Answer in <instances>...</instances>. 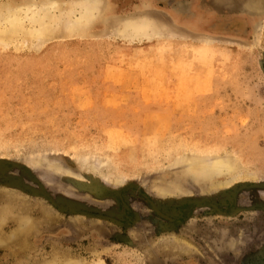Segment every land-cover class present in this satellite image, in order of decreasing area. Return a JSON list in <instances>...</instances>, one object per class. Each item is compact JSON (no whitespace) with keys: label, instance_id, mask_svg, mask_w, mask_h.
Listing matches in <instances>:
<instances>
[{"label":"rangeland","instance_id":"374dc122","mask_svg":"<svg viewBox=\"0 0 264 264\" xmlns=\"http://www.w3.org/2000/svg\"><path fill=\"white\" fill-rule=\"evenodd\" d=\"M52 1L0 0V264H264V0Z\"/></svg>","mask_w":264,"mask_h":264},{"label":"bare ground","instance_id":"6f19581e","mask_svg":"<svg viewBox=\"0 0 264 264\" xmlns=\"http://www.w3.org/2000/svg\"><path fill=\"white\" fill-rule=\"evenodd\" d=\"M39 1V0H38ZM96 3H97V0H93V1H86V0H82L80 3H79V7H80V9H81V11H82V17L80 18V21L79 22H81L82 24H85V23H88L89 22V20L92 18V12H93V10H95L94 8H95V6H96ZM45 5V9L46 8H50V7H55V5H56V2H53L52 0H48V2H46V4H44ZM90 6H94L93 7V10L92 11H90L91 13H90V15H87L88 14V11L91 9L90 8ZM28 7L26 8V10H25V13L26 12H28ZM3 12V11H2ZM55 12V11H54ZM51 13V12H50ZM22 14V13H21ZM29 14V13H28ZM28 14H27V16L25 15V16H23L22 18H23V20L24 21H22V19L20 18V17H17L16 15H14V13L13 12H11L10 10H9V15H8V17H6V19H4V21L9 25V29H10V31L8 32L9 33V35H16L15 33H16V31L15 30H17L18 28H19V25L20 26H22L21 25V23H23V22H26L25 20H27V18H28ZM40 14V13H39ZM38 14V15H39ZM43 14H45V11H43ZM22 16V15H21ZM33 17L34 16H31V19H33ZM69 18V17H68ZM57 19V18H56ZM1 20V19H0ZM78 20V19H77ZM33 21L34 22H37L38 21V19H36V18H34L33 19ZM45 21V20H44ZM55 21V20H54ZM41 22V21H40ZM81 23H78V24H80L81 25ZM3 24H5V23H3ZM2 25V24H1ZM6 25V24H5ZM45 24H43V23H40L39 24V27L38 28H36V29H34V28H32V29H34L33 31H32V33H28V35H30L31 36V34L33 35V37H34V39L36 40V39H46V40H52V39H54L53 38V34L51 33V32H53L52 30L50 31V29H49V32H48V30H47V28L44 26ZM52 25V24H51ZM54 25V24H53ZM52 25V26H53ZM79 25V26H80ZM4 26V25H3ZM7 26V25H6ZM83 25H81V27H82ZM0 27H2V26H0ZM22 27H24V26H22ZM5 28V27H4ZM4 28L2 27L1 28V30H2V32L4 31ZM8 28V27H7ZM27 28H29V27H27ZM53 29V28H52ZM26 30V29H25ZM23 31V30H22ZM27 31V30H26ZM18 32V31H17ZM4 33V35L6 34V32H3ZM19 33H21V31L19 32ZM24 33H26L25 31H24ZM135 34V37L136 38H147V39H151V38H153L154 36H157V33H152V34H148L147 32H143V33H139V32H137V33H134ZM1 35H2V33H1ZM22 34H20V37H18V38H21V37H23V36H21ZM24 35V34H23ZM67 37H69V35L67 36ZM17 38V37H16ZM31 38V37H30ZM13 39V38H12ZM22 39V38H21ZM5 40H7L8 41V39L7 38H5V37H0V41H5ZM15 39H13V41H14ZM20 40V39H19ZM18 40V41H19ZM27 40H28V38H27ZM32 40H33V38H32ZM7 41H6V43H7ZM24 41V40H23ZM8 43H9V41H8ZM11 43H13V42H11ZM206 167H201L200 169H202L203 168V170H201V175L202 176H205V177H210V176H213V175H218V174H227V173H229V172H231L232 170H233V166L231 165V163H229L228 161H226V160H223V159H211L210 160V163H208L207 165H205ZM70 264V263H69ZM71 264H73V263H71Z\"/></svg>","mask_w":264,"mask_h":264}]
</instances>
